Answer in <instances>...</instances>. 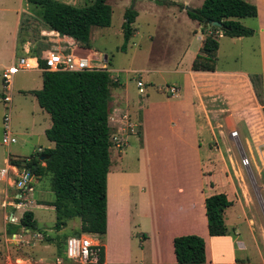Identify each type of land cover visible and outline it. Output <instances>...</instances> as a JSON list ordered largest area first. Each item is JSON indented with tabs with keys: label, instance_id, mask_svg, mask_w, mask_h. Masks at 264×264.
Wrapping results in <instances>:
<instances>
[{
	"label": "crops",
	"instance_id": "obj_1",
	"mask_svg": "<svg viewBox=\"0 0 264 264\" xmlns=\"http://www.w3.org/2000/svg\"><path fill=\"white\" fill-rule=\"evenodd\" d=\"M58 1L82 6L90 0ZM246 1L255 4L258 11L252 27L255 29L252 36L257 39L258 56V68L253 73L220 69L217 61L214 71L192 70V61L204 37L200 31L202 25L196 22L200 26L194 33L197 43L190 48L187 46L177 62L167 69L153 67L140 70L146 74L162 70L173 74L179 79L178 83L172 84L177 86V94L168 92L166 100L150 101L148 93L145 101L141 99L137 103L125 96L122 89L115 92L114 96L112 94L113 107L108 118L111 131L118 124L117 115L121 110L130 111L136 117L133 120L137 122V128L128 135L122 147L114 146L117 149L116 164L113 163L110 148L107 230L103 237L98 236L103 247L101 264H179L174 254L173 239L188 234L199 235L205 240L207 260L202 264H264L262 255H256L257 245L254 243L258 234L264 236V225L258 223L259 217L252 213L251 208L244 206L238 194L231 174V168L236 171V167L228 146V142H234L229 133L236 130L244 152L248 150L252 156L256 153L259 160L264 162V150L261 147V136L264 135V0ZM202 2L199 0V6ZM183 4H189V0H184ZM20 18L17 12V25ZM134 29L133 35L137 34ZM17 30L16 26L12 52L0 66L2 135L3 116L8 110L10 130L15 137L13 143L5 145L1 136L0 168L10 163L11 159L24 161L27 157H34L39 149L40 158L45 149L54 146L45 134L52 124L50 115L39 106L32 93L42 87L41 68L21 71L39 72L41 78L36 86L26 85L28 82L20 85L15 74L11 108H5L1 101V72L27 43L17 45ZM59 35L60 38L48 41L50 48L65 51L80 49L78 46L81 45L72 37ZM224 37L228 36H219L217 57ZM230 38L240 40L242 37ZM86 56L92 58V54ZM96 67L103 68L105 65ZM253 74L261 78V102L257 100L251 82ZM138 80L143 82V86L147 83L143 77ZM28 97L31 98V108L25 102ZM172 98L177 100L171 101ZM141 101L145 103L141 105ZM134 159L136 163H133ZM38 161L41 165L45 164L44 161ZM40 177L35 174L37 183ZM0 183L3 184L0 187V237H3L9 234L8 226L12 224L5 220V213L14 211L16 216L20 214H17L19 210L11 206L3 207L5 200L10 202L8 195L14 189L7 183ZM220 192L225 193L231 201L224 211L227 234L211 236L207 228L204 200ZM39 197L42 196H34L32 204H44L36 202ZM27 229L26 236L40 237L46 231L37 221L36 229ZM69 236L72 235L66 238ZM244 251L249 253L248 256H238ZM49 264L73 263L56 256V261Z\"/></svg>",
	"mask_w": 264,
	"mask_h": 264
},
{
	"label": "trees",
	"instance_id": "obj_2",
	"mask_svg": "<svg viewBox=\"0 0 264 264\" xmlns=\"http://www.w3.org/2000/svg\"><path fill=\"white\" fill-rule=\"evenodd\" d=\"M35 7L37 17L49 28L72 37L79 45L90 47L93 26L107 27L111 24L112 8L108 0H91L84 6H74L58 0H27ZM157 3L174 4L185 9L187 16L198 22L204 35L202 45L195 54L191 69L214 71L219 47V36H252L255 29L241 23L242 18L257 17L255 4L246 0H203L199 7L186 10L183 3L172 0H155ZM138 15L134 8L124 11L122 33L124 42L133 36V23ZM217 21L219 26L205 25V20ZM23 42H19L18 45ZM47 50V49H46ZM31 53L41 57L44 51ZM45 63L40 59V67ZM256 98L261 102L262 87L258 74L251 75ZM111 81L107 68L82 71H42V87L33 90L41 108L50 115L52 124L46 129V137L54 143L45 149L44 165L37 159L10 162L26 167L32 173L50 175L53 199L45 201L54 207L57 231L66 227L73 218L80 219L81 233L103 237L107 230V173L111 165V128L108 118L111 112ZM264 113V107H263ZM208 233L211 236L227 234L224 211L231 205L225 193L209 195L204 200ZM20 224L36 229V220L31 210L24 211ZM20 225L9 224L8 233L16 232ZM65 238V242H66ZM46 240H51L47 237ZM62 245V246H61ZM65 244H57L61 254ZM177 263H205V240L195 234L179 235L173 239ZM101 254V259H102Z\"/></svg>",
	"mask_w": 264,
	"mask_h": 264
},
{
	"label": "rangeland",
	"instance_id": "obj_3",
	"mask_svg": "<svg viewBox=\"0 0 264 264\" xmlns=\"http://www.w3.org/2000/svg\"><path fill=\"white\" fill-rule=\"evenodd\" d=\"M183 3L184 0H172ZM87 1L86 4L90 3ZM112 8L111 24L107 27L93 26L91 28L90 49L78 46L77 53L91 55L92 64L105 65L109 71L111 81V93L115 94L122 89L125 96L135 103L141 99L166 100L168 88L179 79L166 70L141 72V68L159 67L170 68L183 55V52L191 46H195L197 40L194 33L200 26L196 21L187 17L185 9H180L174 4L157 3L155 0H108ZM84 6V4H81ZM188 7L199 6V0H189ZM134 8L138 15L133 23L137 34L133 35L122 49L124 42L122 22L124 11ZM17 12L21 18L19 25L16 24ZM255 17L242 18L240 21L247 27H254ZM18 27L17 45L19 42H30L35 52L50 48L49 42L41 36V29L47 27L36 15L35 7L27 0H0V66L6 62L12 52V40L15 27ZM22 43V44H23ZM94 54H93V53ZM19 51H17V55ZM107 60L104 61V57ZM186 59V57H184ZM257 39L255 36H243L240 40L224 37L221 39V47L218 52L217 66L220 69H235L253 73L258 68ZM186 62V61H185ZM16 78L26 85L36 86L40 80L39 72H20ZM143 77L147 83L143 86V93L138 91L137 80ZM119 83L121 86H119ZM23 92V91H22ZM120 95V94H119ZM112 96V99L114 97ZM171 101L177 99L172 98ZM141 101V105L144 104ZM31 108V98L25 100ZM132 104V102H131ZM112 106V105H111ZM113 107V106H112ZM129 115L135 119L129 111ZM2 136V123L0 115V139ZM262 138L264 135L261 136ZM230 154L233 157L236 171L231 167V174L238 188L244 206L252 209V213L258 216V223L264 225V166L254 153L247 150L245 155L249 158L250 165L244 168L240 164L241 154L238 152L233 141L228 142ZM226 154V153H225ZM117 149L111 146V157L116 164ZM227 159V157H226ZM136 163V159L134 162ZM3 186L0 183V187ZM43 190L41 191L40 190ZM242 189V190H241ZM33 195H41L36 202L44 204H31L27 207L33 212L37 224L46 231L40 237L27 235L19 243L6 244L0 237V264H4L9 254V259L15 262L20 259L22 264H49L56 261V256L65 258L62 247L58 254L57 244H65L67 235H76L80 229V219L73 218L67 222L66 227L57 231L53 228L55 222L54 210L45 201L53 199L50 189V175L45 174L34 183ZM45 200V201H44ZM2 208H0L1 213ZM21 209L17 211L19 215ZM2 223L0 222V232ZM51 237V240H46ZM257 256L264 258V236L255 239ZM62 246V245H61ZM247 252H240L238 256H248ZM66 260V258H65Z\"/></svg>",
	"mask_w": 264,
	"mask_h": 264
},
{
	"label": "built area",
	"instance_id": "obj_4",
	"mask_svg": "<svg viewBox=\"0 0 264 264\" xmlns=\"http://www.w3.org/2000/svg\"><path fill=\"white\" fill-rule=\"evenodd\" d=\"M40 34L50 42L56 38H60L59 33L54 29H41ZM32 45L27 42L22 46V51L19 55L12 58L11 62L1 72V86L2 96L1 101L5 108H11L12 101V82L15 74L21 71H29L40 67V59L45 63L44 69L47 71H82L86 69L97 68L92 64L93 59L70 50L65 51L56 48H48L43 52L41 57L31 53ZM138 91L143 93V82L137 80ZM168 92L171 95L178 93V88L175 85H171L168 88ZM117 125L115 130L112 131L110 141L112 145L120 148L126 141L130 133L134 132L137 128V122L129 115L127 111H119L117 115ZM230 136L234 140L235 147L241 154L240 164L244 168H248L250 165L249 158L245 155L240 141L238 140V132L236 130L230 131ZM15 141L10 130V114L8 110L3 116V135L2 142L5 145H9ZM261 147L264 150V137L262 138ZM41 152L39 149L34 157H27L24 161H31L32 159L40 160L38 155ZM264 166V162H263ZM0 182L7 183L13 187L14 191L8 195L10 202L6 200L2 203L3 207L11 206L15 210H20V216H16L14 211H8L5 213V220L7 223L20 225L16 232L4 234L3 241L9 243H19L28 233L27 227L20 224V219L24 211L28 210L27 207L33 202V192L35 174L26 167H19L13 163H7L4 167L0 168ZM6 196V198H8ZM103 247L101 241L98 239L97 234L81 233L80 235H72L67 237L65 242V258L73 264H101V254ZM4 264H22L21 260L16 259L12 262L7 256Z\"/></svg>",
	"mask_w": 264,
	"mask_h": 264
},
{
	"label": "water",
	"instance_id": "obj_5",
	"mask_svg": "<svg viewBox=\"0 0 264 264\" xmlns=\"http://www.w3.org/2000/svg\"><path fill=\"white\" fill-rule=\"evenodd\" d=\"M186 10H191V8L188 7V6H186ZM204 24H205V25H215V26H219V25H220L219 22H217V21H211V20H209V19L205 20ZM39 159H40L41 161H43V160L46 159V156L43 155V156H41Z\"/></svg>",
	"mask_w": 264,
	"mask_h": 264
}]
</instances>
